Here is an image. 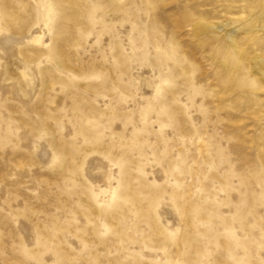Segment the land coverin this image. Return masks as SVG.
<instances>
[{"label": "rangeland", "instance_id": "obj_1", "mask_svg": "<svg viewBox=\"0 0 264 264\" xmlns=\"http://www.w3.org/2000/svg\"><path fill=\"white\" fill-rule=\"evenodd\" d=\"M0 264H264V0H0Z\"/></svg>", "mask_w": 264, "mask_h": 264}, {"label": "bare ground", "instance_id": "obj_2", "mask_svg": "<svg viewBox=\"0 0 264 264\" xmlns=\"http://www.w3.org/2000/svg\"><path fill=\"white\" fill-rule=\"evenodd\" d=\"M121 1V0H120Z\"/></svg>", "mask_w": 264, "mask_h": 264}]
</instances>
